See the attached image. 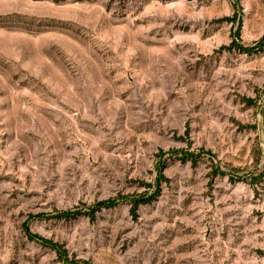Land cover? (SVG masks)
<instances>
[{"label": "rangeland", "instance_id": "obj_1", "mask_svg": "<svg viewBox=\"0 0 264 264\" xmlns=\"http://www.w3.org/2000/svg\"><path fill=\"white\" fill-rule=\"evenodd\" d=\"M0 264H264V0H0Z\"/></svg>", "mask_w": 264, "mask_h": 264}, {"label": "trees", "instance_id": "obj_2", "mask_svg": "<svg viewBox=\"0 0 264 264\" xmlns=\"http://www.w3.org/2000/svg\"><path fill=\"white\" fill-rule=\"evenodd\" d=\"M94 214V213H93ZM65 215H67V214H65ZM92 216H94V215H92Z\"/></svg>", "mask_w": 264, "mask_h": 264}]
</instances>
